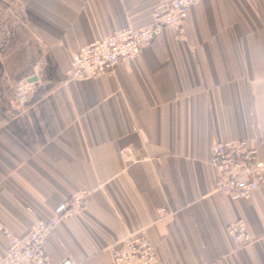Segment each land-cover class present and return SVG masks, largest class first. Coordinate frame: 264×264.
Instances as JSON below:
<instances>
[{"label":"crops","instance_id":"0c3cea01","mask_svg":"<svg viewBox=\"0 0 264 264\" xmlns=\"http://www.w3.org/2000/svg\"><path fill=\"white\" fill-rule=\"evenodd\" d=\"M160 1L0 0V259L6 232L87 191L46 239L50 264H112L110 249L144 228L158 264H264V183L233 201L210 165L229 141L264 162V0H200L184 33L164 30L114 75L63 82L80 48L149 27ZM33 77L35 96L16 107L14 84ZM237 220L246 246L227 234Z\"/></svg>","mask_w":264,"mask_h":264},{"label":"built area","instance_id":"2783aa9c","mask_svg":"<svg viewBox=\"0 0 264 264\" xmlns=\"http://www.w3.org/2000/svg\"><path fill=\"white\" fill-rule=\"evenodd\" d=\"M200 0H162L152 10V23L140 29L126 28L116 34L83 46L73 56L70 68L63 82L85 81L100 76H112L120 65H129L141 52L149 48L161 37L166 29L184 33V22L189 10ZM15 106L20 108L28 104L37 89L29 81L14 84ZM121 156L126 161L134 159L131 148H123ZM210 165L216 172V191L233 201L248 200L264 183V162L258 159V151L246 141L217 142L214 144ZM89 204V193L81 191L59 204L51 219L37 220L21 236L6 232L7 249L0 264H50L45 251V241L62 222L79 216ZM160 219L170 214L161 209ZM231 241L239 246L252 242L242 220H237L227 228ZM112 264H158L156 251L144 228L111 249ZM64 264H73L67 260Z\"/></svg>","mask_w":264,"mask_h":264},{"label":"rangeland","instance_id":"374dc122","mask_svg":"<svg viewBox=\"0 0 264 264\" xmlns=\"http://www.w3.org/2000/svg\"><path fill=\"white\" fill-rule=\"evenodd\" d=\"M6 34L5 32V26L4 25H0V43H2L4 41V35ZM4 55V53L1 51V44H0V61H2V56Z\"/></svg>","mask_w":264,"mask_h":264},{"label":"water","instance_id":"95a60500","mask_svg":"<svg viewBox=\"0 0 264 264\" xmlns=\"http://www.w3.org/2000/svg\"><path fill=\"white\" fill-rule=\"evenodd\" d=\"M35 82H37V77H33V78H31V80L29 81V83H35Z\"/></svg>","mask_w":264,"mask_h":264}]
</instances>
